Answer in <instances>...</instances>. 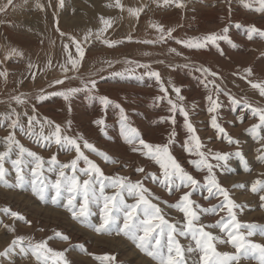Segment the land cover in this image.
<instances>
[{
    "label": "rangeland",
    "instance_id": "rangeland-1",
    "mask_svg": "<svg viewBox=\"0 0 264 264\" xmlns=\"http://www.w3.org/2000/svg\"><path fill=\"white\" fill-rule=\"evenodd\" d=\"M182 2L184 7H177L172 0H169V3L164 0H121L124 5L121 10L115 6L116 0H64L63 7L59 6V0H13V5L8 6L6 12L0 13V72L7 73V78L0 76V116L10 112L12 108L21 113L27 111L32 115L34 106L35 114L41 121L47 118L55 124H60L62 132L67 135H82L97 149L117 161L106 162L102 156L83 149L106 176L120 175L130 177L133 182L143 181L144 186L159 197L153 202L158 204L166 219L173 222L183 220V214L172 205L188 189L181 188L170 194L159 183L146 178L147 173L160 174L158 165L140 152H133L132 146L126 142L120 131V108H123L129 118V124L137 128L141 137L148 143L168 144L170 134L174 132V142L170 145L172 154L188 172L204 183L203 177L206 173L197 171L191 165L189 161L196 157L190 156L185 150L189 133L184 126L183 115L178 111L169 112L170 106L166 99H156L164 95L160 91L159 83L154 77L146 75L147 70L138 67L135 62L149 64L152 70L160 73L170 98L182 103L188 110L191 123L196 128L205 152L211 150L234 154L239 150L243 153L251 171H246L240 159L233 155L227 165L231 171L216 169V176L221 185L229 190L231 197L243 206L242 210H237L238 219L264 225V207H261L264 201L260 200V195H264V192L251 191V184L264 178L261 176L264 173V162L258 160L260 153L257 149L260 148V143L247 131L258 120L243 103L246 99L254 107L264 106V96L250 83H264V38L254 35L253 39L249 40L246 32L252 25L264 31V12L256 10L258 5L245 7V3H251L252 0ZM6 3L7 0H0V7ZM38 5H43V10ZM129 8L143 10L137 17L129 13ZM100 17L112 21V27L106 31L104 38L118 43L110 47L93 36L84 44L85 56L78 70L67 73L68 76L78 78L65 80L62 85L50 86L56 79H62L65 75L60 66L66 62L67 53L63 45L69 43V36L83 42L84 36L90 30L95 34L102 26ZM154 24L163 26L165 30L174 29L171 33L173 38L164 43H143L145 40H158L159 32L157 28L152 27ZM236 24L241 27L237 28ZM226 26L229 27L228 36L232 43L218 40L219 47L209 44L205 48L189 49L176 42L178 39L186 40L221 33ZM60 32L66 35L61 36ZM129 36L132 37L131 40L128 39ZM233 44L236 46L233 47ZM172 48L181 55L172 53ZM70 49L75 56L74 46L70 45ZM13 50L23 55H15ZM129 61L133 63H128ZM29 63L35 67L30 69ZM198 68H208L211 72L218 73V76H205L201 71H197ZM125 69H134V72L124 76L113 75L115 72H124ZM247 69H251V74ZM33 72L36 73L34 79L31 75ZM87 79L97 80L95 97L107 96L113 103L104 108L98 98L89 99L84 91L72 96L70 101H65L61 96L50 95L68 87H81V81ZM213 80L222 90L218 93L222 106L216 113H209L207 96L212 94L215 98L217 95L211 83ZM173 85L181 89L180 95L185 98L183 101H179L173 91ZM41 90L46 96L43 101L36 98L41 94ZM21 93L27 100L24 105H19L12 99ZM232 97L241 103L232 104ZM173 115L175 125L170 120H160L161 117ZM212 115L217 116L218 123L229 135L240 141L239 146L229 144L227 139L211 126ZM99 119L105 121L104 125L95 123ZM21 122L26 124V117H22ZM11 131L8 123L0 120V151L5 150V137ZM45 131L48 132L49 129L46 127ZM16 138L46 161L56 155L59 162L67 163L76 155L74 151H66L54 143L49 146H44L43 142L37 144L35 138H30L19 129L16 130ZM85 166L81 161L80 167ZM5 167L10 171L7 179L14 182L15 173L11 169V163L7 162ZM137 167H144L145 173L136 172ZM46 175L52 180L56 178L55 173ZM234 185L242 187H233ZM105 191L110 194L114 190L107 188ZM53 194L50 191L48 199L41 201L33 195L31 185H25L23 189L0 185V251L8 247L16 235H23L32 238L34 242L47 240L49 247L58 251L67 249L65 255L71 264H100L94 257L104 254L115 255V264H157L123 235L98 234L74 220L63 206L65 199H61L56 205L51 203ZM205 196L206 190L199 188L192 199L205 208L219 204L223 199L219 197L209 200L205 199ZM126 199L128 203L134 202L132 197ZM7 209L20 213L25 217V221L31 223L12 217ZM92 210L96 215H93L91 220L98 224L99 208L93 205ZM220 216H226V212L216 215L202 214L200 223L214 224ZM4 225L15 228V232H11ZM206 230L224 240L227 239L218 228ZM56 232L69 236L70 240L57 238ZM251 239L264 243V236L259 232ZM179 240L182 245H194L190 237H179ZM79 245H83L86 252H82ZM216 247L221 252L234 251L229 243L216 242ZM186 255L190 264L192 260H199L196 253ZM3 264L40 262L31 254L25 256L17 250L9 260H3ZM240 264L259 262L246 258L242 259Z\"/></svg>",
    "mask_w": 264,
    "mask_h": 264
},
{
    "label": "snow or ice",
    "instance_id": "snow-or-ice-1",
    "mask_svg": "<svg viewBox=\"0 0 264 264\" xmlns=\"http://www.w3.org/2000/svg\"><path fill=\"white\" fill-rule=\"evenodd\" d=\"M169 3V0H164ZM177 7H184L182 0H172ZM64 0H59V6L63 7ZM13 5V0H7L5 6L0 7V13L6 12L7 7ZM258 5L257 11L264 12V0H252L251 3H245V7L252 8ZM115 6L123 10L124 5L121 0H116ZM43 10V5H38ZM143 9L129 8L131 15L137 16ZM101 27L96 30L95 34L90 30L81 40L73 36H69V43L64 44L63 47L67 53L66 62L61 65V69L65 74L62 79H56L53 85H62L65 80H70L73 76H68L70 71L78 70L85 56L84 44L90 38L100 39L103 43L110 47L116 45L115 41H109L104 38L106 31L112 27L111 19L100 17ZM157 28L159 32L158 40H145L143 43L155 44L164 43L167 39H172V31L174 29L165 30L161 25H152ZM236 27H241L236 24ZM57 31L59 27L57 26ZM247 38L253 39L254 35L264 38V31L252 25L247 28ZM229 27H224L221 33H212L203 37H193L186 40H176L178 44H182L189 49H201L207 47L209 44L216 45L218 40H226L232 43L228 36ZM61 36L66 35L60 32ZM132 39L131 36L128 37ZM70 45L74 46L76 55L74 56ZM236 45L233 44V47ZM176 55H181L175 48L170 50ZM13 54L22 56L23 53L13 50ZM11 55V54H10ZM128 63H133L129 61ZM138 67L145 68L146 75L154 77L160 85V91L164 93L163 96H158V100H167L169 112H180L184 117V126L189 133L188 139L185 142V150L190 156L196 158L191 159V165L200 172L206 173L203 177L204 183L198 180L190 172H188L177 158L172 154L170 145L174 142L173 137L175 133L170 134L168 144H151L145 141L135 127H132L128 120V116L123 108H120V131L124 136L126 142L132 146L133 152H140L146 158L154 161L160 170V174L147 173L146 178L152 179L159 183L171 194L173 191H179L181 188L188 189L184 191L177 202L172 205L176 210L183 214V220L171 221L165 218L162 214L161 208L153 200H158L149 188L145 187L143 181L137 180L133 182L130 177L117 175L115 177L106 176L101 167L88 155L83 149H88L97 155L102 156L106 162L116 163L107 153L97 149L94 144L84 139L82 135L70 136L62 132L60 124H55L53 121L44 118L43 121L37 118L35 114V107L33 106V114L29 115L27 111L23 113L17 112L12 108L0 116V120L8 123V127L12 129L5 137V150L0 151V185L7 188L23 189L25 185H31L33 195L41 201L48 199V193L51 191L54 194L51 196V203L59 204L61 199H65L66 203L63 205L71 214L72 218L83 226L92 229L98 234H115L117 236L123 235L133 242V244L142 253L152 258L157 264H190L186 254L196 253L199 255V260H192L191 264H240L242 259H255L259 264H264V243H258L251 239L259 232L264 236V225L255 222H242L238 219L237 210H242V205L238 204L230 195L227 188L223 187L216 176V169H225L231 171L227 167L230 157L235 155L243 163L246 171H251L247 160L243 153L237 150L234 154L228 152H212L209 150L205 152L204 145L197 134L196 128L191 123L189 112L185 109L182 103H177L170 98L168 88L164 86L161 75L158 71L151 69L149 64H139L135 62ZM163 63V61H161ZM51 65V61H49ZM188 65H185L187 67ZM28 67L31 69L35 67L29 63ZM205 76L211 75L217 77L218 73L211 72L208 68H198ZM251 74V69L246 70ZM134 69H125L124 72H115L114 76H124L126 73L131 74ZM33 79L36 73H31ZM0 76L7 78L6 72H0ZM142 79V77H138ZM213 88L217 95L212 94L207 96L209 102V113H216L221 108L218 93L222 90L215 81H211ZM251 83L254 89H258L261 96H264V83ZM81 87H68L64 90L50 93V95L61 96L65 101H70V98L75 94L84 91L88 94L89 99H99L100 103L107 108L113 102L107 96L95 97L94 92L97 89L96 79H87L81 81ZM207 87V82L205 83ZM173 91L183 101L185 98L180 95L181 89L173 85ZM227 94V93H225ZM230 95V94H228ZM43 101L46 96L41 90V94L36 97ZM12 99L19 105H24L27 100L24 94L16 95ZM232 104H240L241 101L235 97L231 98ZM244 106L250 109L253 117L257 118L258 122L253 124L247 131L259 143L260 148L257 149L260 155L258 160L264 162V106H253L251 102L246 99L243 101ZM22 117H26V124L22 123ZM243 122V117L240 118ZM161 121L170 120L175 125V116L161 117ZM98 125H104L105 121L99 119L95 121ZM69 127L71 121L68 122ZM211 126L222 134L227 139L229 144L239 146L240 141L234 139L229 135L225 128H223L217 120L216 115L211 117ZM46 127L49 129L45 131ZM23 132L30 138H35L37 144L43 142L44 146L55 144L66 151H74L75 157L67 163H61L57 160L56 155L51 156L47 161L44 157L38 155L36 152L25 147L19 139L16 138V130ZM103 131V128L101 129ZM14 157V158H13ZM83 162L85 167H80V162ZM215 161V163H213ZM11 163V169L14 171V182H10L7 177L10 171L5 164ZM47 164V167H46ZM138 173H145L144 167H137L135 169ZM46 173H55L56 178L50 179ZM264 177V173L261 174ZM233 187H242V185H234ZM111 188L110 194L105 190ZM203 188L207 192L205 199L219 198L223 199L219 204L211 207H203L192 199L193 194L197 189ZM251 191L256 193L258 191L264 192V178L257 179L251 184ZM126 197H132L134 202L128 203ZM260 200L264 201V195H260ZM99 208V223H93L91 217L96 215L93 212L92 206ZM264 207V204H261ZM12 217L21 221H25V217L18 212H13L7 209ZM226 212V216L220 218L210 225L200 223L202 214H219ZM30 224L31 221H25ZM11 232H15V228L4 225ZM207 228H218L227 237L226 240L215 235ZM55 236L63 241H69L70 237L56 232ZM179 237L191 238L193 244L187 246L180 243ZM51 239V237L49 238ZM216 242L231 244L234 251L221 252L217 250ZM82 252H86L83 245H79ZM19 250L25 256L31 254L36 258L40 264H71L67 259L64 251H58L49 247L47 240L34 242L32 238L23 235H16L11 240L8 247L0 251V264L3 260H9L11 255ZM93 255L91 253H87ZM100 261V264H115L116 257L111 254L97 255L94 257Z\"/></svg>",
    "mask_w": 264,
    "mask_h": 264
}]
</instances>
